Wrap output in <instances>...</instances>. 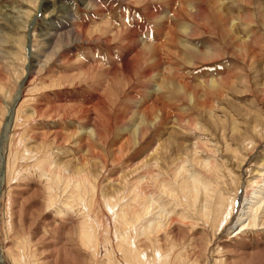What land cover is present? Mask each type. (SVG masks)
I'll use <instances>...</instances> for the list:
<instances>
[{"label":"rangeland","instance_id":"rangeland-1","mask_svg":"<svg viewBox=\"0 0 264 264\" xmlns=\"http://www.w3.org/2000/svg\"><path fill=\"white\" fill-rule=\"evenodd\" d=\"M183 1L185 13L181 0H64L73 21L57 13L60 29L50 30L45 0H0L4 264H139L133 250L147 264H264V179L256 176L264 173V0H215L251 43L238 50L220 33L213 0ZM125 29L163 47L152 88L184 109L174 112L183 127L172 123L158 140L172 154L180 144L190 150L179 168L159 164L158 189L151 168L139 171L135 160L148 137L140 143L135 134L148 124L133 105L147 95L148 63L131 52L138 65L126 69ZM196 44L214 61L194 66ZM202 77L222 81L198 108L181 100L179 86ZM139 182L155 204L136 221Z\"/></svg>","mask_w":264,"mask_h":264},{"label":"bare ground","instance_id":"bare-ground-1","mask_svg":"<svg viewBox=\"0 0 264 264\" xmlns=\"http://www.w3.org/2000/svg\"><path fill=\"white\" fill-rule=\"evenodd\" d=\"M87 1H89V0H83L84 3H87ZM181 1H182V3H180V4L182 5V8H181L182 10L180 11V13H185V11L187 12V10L185 9L186 8L185 6L187 4L185 1H183V0H181ZM173 3H174V1H173ZM217 4L219 5V3L216 2L215 0L212 1V9H214L213 15L216 14L218 16V17H216V15H215L219 30L221 31L220 33H222V35L224 36L226 43L228 45H231L232 49H234V50H238V48H240L241 45L242 46H248V48L252 47L250 45L251 43H248V40L242 41L236 35L235 30L230 29V28H232L231 26H233L234 21H232L230 19L231 18L230 16H229L230 17L229 18L228 15L227 16L223 15L221 13V11L219 10L220 6H217ZM194 5H195V3H194ZM71 9L72 8H70L69 5H65L64 0H45L44 7L42 8V11L45 12V14H46L45 21H48L47 24L50 27V30H52V29L58 30L56 28L59 27V24H53L54 22H53V20H51L52 17H55L57 13H61V12L67 13L65 20H67L66 21L67 24H70L73 21V18L71 16V11H72ZM192 11H193V9H192ZM199 12H201V10ZM199 12L197 11V13L195 12V14L197 15V14H199ZM191 13L193 14L194 12H191ZM178 14H179L178 12L175 15H173V13H172V15L175 16L176 19L182 18L181 17L182 14L181 15L179 14L180 17ZM169 18H170V16H169ZM162 20H165L164 17ZM169 22H170V20H169ZM172 22L174 23L175 21L173 20ZM43 24H45V29H46V27H47L46 23H43ZM109 26L111 27V25H109ZM162 28H163V30L167 31L166 24H163ZM162 28H161V32H162ZM59 29H60V27H59ZM80 32H74L73 31L69 35L78 36L82 39V37L84 38V35H83V33H80ZM124 32L128 34V39H129L128 43H130V45H131L129 47L128 51L122 57V62H123V64H125L126 69L127 68L128 69L133 68V65L134 66L138 65L136 59L135 60L133 59L132 61H131V59L130 60L128 59V55L131 52H138V54H140V55L137 54L138 57H136V58H138V61H139V56H140V58L142 56H144L145 60L148 63V65H145L147 70L144 71L146 83H147L146 89H145V94H147V95L142 96V99H139V100H141L140 103H139V101L136 100L135 103L133 104L134 106L139 104V106H138L139 110L138 111L140 112V115H142V117H144V120L146 122L145 124H148V125L144 126L141 122L139 127L135 129V134L137 135L140 143L142 142V139H144L147 135H148V137L146 139L147 140L146 144L144 146H142V148H140V150L138 152H136V154H135L136 159L135 160H138V161L140 160L138 162V164L140 163L142 168H138L139 171L143 170V168H146V167L151 168V170H152L151 183L155 184L157 186V189H158V187L161 186V185H159V181L157 178V176H159V174L157 173V169L160 166L159 164H162L163 161L168 163L167 160L171 159L172 160L171 161L172 166L176 165L179 168L185 162L184 155L185 156L188 155L187 153L190 150L189 146L187 147V145L185 146V145L180 144L177 146V149H176L179 152L176 151V154H172V152L168 148V146L164 145L167 143L158 140L160 134H162V130H165L166 127L171 126L172 123L176 124L175 125L176 127H179V128L183 127V123H182L183 119H181L182 118L181 115H179V113H177L175 115L174 112L175 111L177 112L178 110L184 111V109L181 107L175 106V103L173 102V99H175V98L170 97L167 93H164V94L157 93L156 90L154 89L155 87L152 88L156 77L159 75L157 70L161 69V67L163 66L162 65L163 61L160 62L161 61L160 60L161 59L160 58V51L162 50L163 47L161 45H158V44L157 45L146 44L147 42H145V39H144L145 37L143 39L138 38L139 34L134 33L133 31L125 29L122 33H124ZM173 32L169 33V31H168L169 34L167 35L168 38L166 39L168 42L170 41L171 43H173L175 41L176 33L174 35ZM192 32H194V31H192ZM189 34H191V33H189ZM248 34H249L248 35L249 38H251V36L252 37L254 36V35H252L251 31H249ZM44 36L45 37L47 36V40L50 44H52V42H54L55 36H53V33H51L49 30L44 34ZM193 36H195V35H193ZM76 40H79V38H77ZM249 42H251V41H249ZM200 45L196 44L195 45L196 48L190 49L192 51L191 53H193V55H196V57L193 58L194 59V61H193L194 66L209 63L212 60L214 61V59H212L209 56L210 50H206V47L204 46V44L201 46ZM142 59H143V57H142ZM149 63L151 66L149 65ZM223 80H225V79H223ZM175 81H176V79H175ZM199 81H200V83L196 84L195 86H193L194 84H191L189 82L180 83L181 85L179 86V89L183 95V97H181L182 98L181 100L184 101V99L187 97L192 103L195 104L196 107H198V106L199 107H202V106L205 107V103L207 102L206 101L207 97H205V96L202 97V95L204 94V92L209 93L208 90L211 88L216 89V86L218 85V83H220L222 81V79L216 78L215 81H210V80L202 77L201 80H199ZM201 97L204 98L205 102H203L201 100ZM175 100H177V99H175ZM200 100H201V102H199ZM173 117H175V118H173ZM126 129H128V127H126V126L121 128L119 133H118V137H121V135L126 131ZM92 133H94L95 138H98V132L96 129L94 131L90 132V134H92ZM183 151L185 153H183ZM193 154H194V152H193ZM147 160H149V161H147ZM143 165H145V166H143ZM57 168H60V166L57 165ZM256 176L258 177L259 180L264 179V173L258 174ZM139 178H141V177H139ZM263 181H261V182H263ZM258 182L260 183V181H258ZM187 184H190V183H187ZM138 185H139V193H138L137 201L140 204L139 206L141 207V210H140V213L138 215H136L137 217L135 216L136 221H138L139 220L138 218H140L141 216L144 217L146 215L151 214V212L149 211V208H151L155 204V200H153L152 198H149L148 194L146 192V189L149 187L148 183L146 182V183L142 184L141 182H139ZM263 192H264V189H263ZM251 193L254 194V192H251ZM255 194H256V192H255ZM220 196L221 195L218 194V197H220ZM245 197H246L245 202L249 203L250 197L249 196H245ZM223 203H220V204L222 206H224L225 204L223 205ZM220 204H218V205H220ZM223 209H222V211H223ZM225 209H227V208L225 207ZM223 213H226V211L224 210ZM218 222H220V221H218ZM212 223L215 224V223H217V221H215V223H214V221H212ZM263 226H264V224H263ZM87 238H89V237H87ZM128 251H130V250H128ZM133 252H134V256H133V259H131V260H133V261L136 260V262L139 264H147V262L144 260L145 257L142 253H139V252L134 251V250H133ZM128 253L129 252H127V254ZM128 255H131V254H128ZM126 257H128V256H126ZM128 259H130V258H128ZM157 259H155V260H157ZM166 260L167 259H164L165 263L167 262ZM149 263H151V262H149ZM162 263H163V261H162ZM0 264H4V262L2 260L1 253H0ZM153 264H157V263H155V261H154Z\"/></svg>","mask_w":264,"mask_h":264},{"label":"water","instance_id":"water-1","mask_svg":"<svg viewBox=\"0 0 264 264\" xmlns=\"http://www.w3.org/2000/svg\"><path fill=\"white\" fill-rule=\"evenodd\" d=\"M31 44L29 45V48H28V51L27 52H29V54H31Z\"/></svg>","mask_w":264,"mask_h":264}]
</instances>
